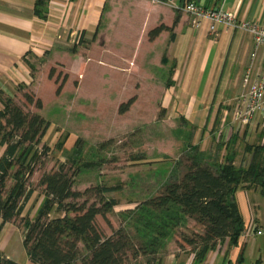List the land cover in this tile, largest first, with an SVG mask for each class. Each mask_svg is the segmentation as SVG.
Returning <instances> with one entry per match:
<instances>
[{
  "label": "crops",
  "instance_id": "1",
  "mask_svg": "<svg viewBox=\"0 0 264 264\" xmlns=\"http://www.w3.org/2000/svg\"><path fill=\"white\" fill-rule=\"evenodd\" d=\"M187 1L190 0H49L45 18L41 19L34 15L35 0H0V111L4 108L3 99L9 98L25 111L44 118L45 100L50 94L67 112L70 110L67 101L74 100L72 94L73 98L81 99V80L90 63L101 67L105 77L123 84L122 78L130 77L132 72H128L127 64L119 61L122 55L114 58L108 53L131 54L124 59L127 63L145 54L140 59L143 68L151 61L153 53H159L157 67L173 70L169 89L175 90L172 91V109L176 113L200 117L216 113L221 117L227 111L222 113L220 106L228 102L231 117L241 92V78L250 63L253 40L246 32L223 26H218L214 33L208 32L207 23L195 28L193 19L182 11ZM194 1L206 9L220 6L239 22L264 27V0ZM161 26L165 30L150 40L149 33ZM163 59L166 64L162 63ZM263 61L264 49L261 48L252 77L260 71ZM74 83H77L76 89ZM125 84H129L128 81ZM27 92L40 100V109L24 105L23 95ZM65 92L69 96L62 100ZM187 101L190 102L187 106L191 104L193 108L185 113L189 108L184 107V110L181 106ZM254 119L247 135L245 129H239V134L250 139L256 135L253 143H263L264 137L260 140V135L254 133H260L264 116L256 115ZM226 140L222 141V156L228 145V154L235 156V166L246 167L251 157L245 151L246 145L236 152L237 140L232 146L225 145ZM4 150L0 146V157ZM235 198L244 232L253 230L254 233H249L251 235L244 240L240 238L233 248L228 247V240L224 241L202 264H264V192L252 187L237 191ZM44 199L42 190L36 189L24 204L18 222L2 225L0 218V254L6 259L16 264H32L23 247L22 224L25 219L34 221ZM61 216L51 213L49 219ZM186 227L198 230L193 221ZM163 251L158 264H197L191 248L177 246V237L167 240Z\"/></svg>",
  "mask_w": 264,
  "mask_h": 264
},
{
  "label": "trees",
  "instance_id": "2",
  "mask_svg": "<svg viewBox=\"0 0 264 264\" xmlns=\"http://www.w3.org/2000/svg\"><path fill=\"white\" fill-rule=\"evenodd\" d=\"M48 2L35 0L34 15L44 19ZM163 30V26L155 28L149 33V39ZM162 63L166 64L164 59ZM172 74L171 69L167 88L172 86ZM23 99L24 105L41 108L40 100L32 93H25ZM132 102L130 99L122 104L119 113L126 111ZM3 106L0 111V146L5 148L0 157L2 225L19 220L24 204L34 191L29 181L37 166H43L47 148L41 146V141L49 127L44 118L25 111L12 99H3ZM236 131L230 130L232 135L225 145L232 146L236 142L240 135L239 130ZM228 147L224 156L211 158L201 155L197 146H189L185 150L184 172L178 174V167L172 168L161 185V193L129 210L130 222L110 236L98 230L95 220L98 216L105 218L118 206L116 200L107 198L117 187L98 185L82 193L73 191V180L63 165L56 171L41 174L37 188L42 189L45 199L34 221L25 219L22 224L23 247L30 262L132 264L142 257L145 264H152L154 257L164 250L166 241L177 237V246L191 248L194 262L202 264L224 241L228 240L229 248L236 247L244 232V222L235 195L239 190L252 187L264 192V142L246 145L245 151L251 156L246 167L235 166V156L228 154ZM89 164L99 166V163ZM89 199H93L92 202ZM51 213L62 216L49 219ZM188 221L195 223L197 232L187 229ZM240 259L239 256L237 263ZM150 260L153 261L150 263ZM0 264L16 263L0 254Z\"/></svg>",
  "mask_w": 264,
  "mask_h": 264
},
{
  "label": "rangeland",
  "instance_id": "3",
  "mask_svg": "<svg viewBox=\"0 0 264 264\" xmlns=\"http://www.w3.org/2000/svg\"><path fill=\"white\" fill-rule=\"evenodd\" d=\"M119 53L108 54L114 58L122 55L119 61L127 64L128 72H132L130 77L122 78L125 81L123 84L105 77L104 70L92 62L81 80V99L73 98L72 94L71 99L74 100L67 101L69 111H63L48 95L43 113L49 127L42 141L47 154L42 159L43 166H37L29 181L31 189L41 191L37 188L40 175L56 171L59 165H63L73 180V191L82 193L98 185L117 187L118 190L108 194L107 198L116 200L118 206L105 218L98 216L95 220L96 227L105 236L130 222L129 210L161 193V185L170 176L172 168L178 167V174L184 172L185 150L189 146H197L201 155L222 157V141L232 135L228 102L220 106L221 112L227 111L221 117L216 113L210 117L179 115L172 109V91L175 90L166 87L170 69L157 67L161 54L153 53L151 61L143 68L140 59L145 54H139L136 61L129 60L127 63L124 59L131 54ZM87 55H84L86 59L89 58ZM118 78L120 80V76ZM127 81L129 84H125ZM76 85H73L75 89ZM68 96L66 93L62 100H67ZM130 99L133 100L132 104L119 113V107ZM188 103L184 102V106H181L189 108H184L185 113L193 108L191 104L188 107ZM253 121L244 128L246 135ZM260 125H263L260 133L256 131L254 134H259L261 140L264 137V122ZM255 136L250 139L237 135L234 145L236 152L243 149V144H254ZM136 157H140L139 161L132 160ZM89 163H99V166L90 167ZM85 164L89 165L84 167ZM86 198L88 196L81 198L79 203ZM89 200L92 202L93 199ZM188 230L192 231L191 228ZM163 253L157 254L152 264H158L159 256ZM145 262L139 257L132 264Z\"/></svg>",
  "mask_w": 264,
  "mask_h": 264
},
{
  "label": "built area",
  "instance_id": "4",
  "mask_svg": "<svg viewBox=\"0 0 264 264\" xmlns=\"http://www.w3.org/2000/svg\"><path fill=\"white\" fill-rule=\"evenodd\" d=\"M182 11L193 19L195 28H201L204 23H207L209 33H214L218 26H223L246 32L252 38L254 47L250 54V63L241 78V92L235 100L236 103L229 122L230 130H243L256 115L264 116V61L260 71L252 77L258 51L261 48L264 49V27L255 23L239 22L231 12L222 10L220 6L206 9L194 0L187 1L182 7ZM249 233L253 234L254 231L243 232L240 238L244 240L248 235H251ZM258 234L262 233L258 232Z\"/></svg>",
  "mask_w": 264,
  "mask_h": 264
}]
</instances>
